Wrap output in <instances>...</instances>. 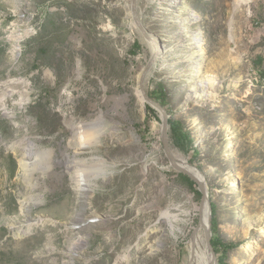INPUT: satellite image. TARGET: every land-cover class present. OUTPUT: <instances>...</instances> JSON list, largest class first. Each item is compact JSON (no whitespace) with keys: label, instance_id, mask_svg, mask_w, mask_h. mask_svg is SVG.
<instances>
[{"label":"rangeland","instance_id":"1","mask_svg":"<svg viewBox=\"0 0 264 264\" xmlns=\"http://www.w3.org/2000/svg\"><path fill=\"white\" fill-rule=\"evenodd\" d=\"M137 11L162 46L145 89L165 84L193 138L172 151L204 173L211 225L234 244L217 264H264V0ZM152 54L130 0H0V264H187L202 194L173 167L160 111L139 101ZM41 152L50 167L25 173Z\"/></svg>","mask_w":264,"mask_h":264},{"label":"bare ground","instance_id":"2","mask_svg":"<svg viewBox=\"0 0 264 264\" xmlns=\"http://www.w3.org/2000/svg\"><path fill=\"white\" fill-rule=\"evenodd\" d=\"M241 1H243V0H235V7L236 8L240 5ZM141 40L145 44V46H147L151 50V52L153 54L156 53V52H159V54H160L161 49H162L161 42L155 35H152V34H149V33L147 35V34H144V33L141 32ZM210 79H212V76L207 77V80H210ZM138 96H139V101H140L141 104H145L146 102H148V100L142 96V91L141 90L138 91ZM198 96L200 97L201 95H198ZM160 113H161V111H160ZM71 143H74L75 146L78 145V140L76 139V137L73 138V141ZM79 150H81V149L79 148ZM77 153H82V150H81V152L78 151ZM46 154H50V153H44V152L39 153V155H41V157H40L41 159H36L35 162L23 161L22 162V166H23V169L25 170V173L34 172L39 167V165H42V164H45L43 166V169H48L50 167V164H47L48 160L45 158V157H47ZM44 155H46V156H44ZM174 158H175L177 163H179L182 167H184L188 172H190L196 178L198 184L199 183L203 184L206 187V191L208 192V190H207V181H206L204 173L201 170H199L197 167L191 165L187 160H184L180 156L176 155L175 153H174ZM63 161H66V163L69 165L68 168H72V166L75 165V162H73L72 160L70 161L67 158H63ZM56 168H57V165H55L54 169H56ZM44 173H45V171H44ZM91 175H92L91 171H87L85 173H80L79 176H82V179L80 181H84L85 184L88 185L87 183H88V181H90ZM160 199H159V196H156L155 200L152 203H150V205H148L147 207H149V206L152 207V205H154ZM124 201H126V200H124ZM86 216H87L86 212H83L80 215L72 216L70 219H72V220L84 219ZM204 216H205L206 223H209L211 214H210V211H209L208 203H206V206H205ZM151 217H152V214H145L144 215V218H146L147 221ZM109 220H110V222L112 220V223H115L117 221V219L114 216H111ZM251 226H252L251 224H248L247 230H245L247 233H248L249 228ZM113 239H114V237L111 238V241H113ZM186 252H187V256H188L187 264H215V261L212 258V255L209 253L207 247L203 246L199 233H196V235L192 234V236L187 240V242H186Z\"/></svg>","mask_w":264,"mask_h":264},{"label":"water","instance_id":"3","mask_svg":"<svg viewBox=\"0 0 264 264\" xmlns=\"http://www.w3.org/2000/svg\"><path fill=\"white\" fill-rule=\"evenodd\" d=\"M130 1H131L132 14L134 16L135 23L137 24L140 32L148 35V31L146 30L144 24L142 23L139 15H138V11H137L138 0H130ZM158 56H159V52L152 54L148 64L144 67V69L142 70V72L140 74L139 84H140V88L142 91V96L148 100V103L153 108L160 110L162 113L161 117L163 120V126H162L163 145H164V148H165V151H166L168 157L170 158V161H171L173 167L175 169H177L179 172H182V173L188 175L192 180H194L198 184L196 178L190 172H188L184 167H182L179 163H177L175 158H174V153H173L171 145H170V137H169V129H170L169 117L170 116H169L167 110L165 109V107L160 102H158L155 99H153L152 97H150L148 92L145 89V79H146L149 71L151 70V68H153ZM198 185H199L198 189L202 193V202H201L200 209H199V219H198V224H197V228H196L197 230L195 229V231H193V234L196 235V233H199L200 231H204L205 236H206V240H207V249H208L209 253L212 255V258L214 259L215 264H217L216 252H215L214 247L212 245L213 231H212V225H211V216H210V222L209 223H206L205 216H204V210H205L206 203H208V207L211 211V206L209 204V198H208V192L206 191V187L203 184L199 183Z\"/></svg>","mask_w":264,"mask_h":264},{"label":"trees","instance_id":"4","mask_svg":"<svg viewBox=\"0 0 264 264\" xmlns=\"http://www.w3.org/2000/svg\"><path fill=\"white\" fill-rule=\"evenodd\" d=\"M256 68L260 71V75L264 77V68L262 66L263 57L259 55L256 60ZM149 96L155 99L156 101L160 102L163 106L167 105V93L165 92V84L163 82H159L152 91L148 92ZM147 110L150 113H153L158 117V112L155 108L151 105H147ZM169 137H170V144L180 148L183 151H189L191 147H193V138L191 135L190 130L184 127V124L181 120L174 119L172 117L169 118ZM179 176L188 184L191 191L194 192L197 196H201V191L197 187V183L192 180L188 175L178 172ZM212 245L216 252H219L221 247L224 250H227L229 247H232L233 243H226L223 242L220 238L218 232L217 224H212Z\"/></svg>","mask_w":264,"mask_h":264}]
</instances>
